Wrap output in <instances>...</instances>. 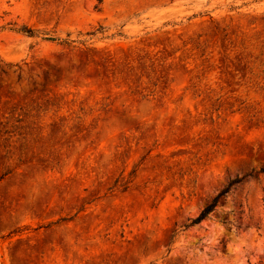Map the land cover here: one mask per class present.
I'll list each match as a JSON object with an SVG mask.
<instances>
[{
    "label": "rangeland",
    "instance_id": "rangeland-1",
    "mask_svg": "<svg viewBox=\"0 0 264 264\" xmlns=\"http://www.w3.org/2000/svg\"><path fill=\"white\" fill-rule=\"evenodd\" d=\"M262 169L264 0H0V264H264Z\"/></svg>",
    "mask_w": 264,
    "mask_h": 264
},
{
    "label": "trees",
    "instance_id": "trees-1",
    "mask_svg": "<svg viewBox=\"0 0 264 264\" xmlns=\"http://www.w3.org/2000/svg\"><path fill=\"white\" fill-rule=\"evenodd\" d=\"M260 173H264V169H262ZM243 179L244 178H236L231 180L228 185H226L211 201H209V203L201 210L197 217L189 220V222L183 225V227L185 229H189L208 219L216 211L221 199L229 194L232 188L241 183Z\"/></svg>",
    "mask_w": 264,
    "mask_h": 264
}]
</instances>
